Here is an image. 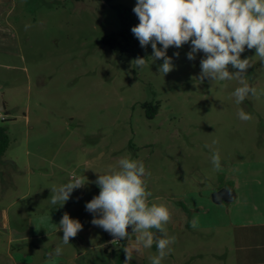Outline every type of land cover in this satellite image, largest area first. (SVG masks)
Returning a JSON list of instances; mask_svg holds the SVG:
<instances>
[{"label": "rangeland", "instance_id": "obj_1", "mask_svg": "<svg viewBox=\"0 0 264 264\" xmlns=\"http://www.w3.org/2000/svg\"><path fill=\"white\" fill-rule=\"evenodd\" d=\"M135 2L0 0V94L6 114L0 125L9 136L0 160V206L31 204L19 199L30 170L32 182L44 186L48 203L50 189L75 173L88 183L67 201L79 208L70 217L92 225L93 214L84 205L99 194L94 181L117 168L121 158L144 163L148 202L161 204L190 190L212 189L222 175L230 176L233 162L264 156V62L255 50L246 49L241 59L249 58L252 66L245 80L256 94L239 105L231 95L239 80L200 82L203 53L189 61L188 44L167 50L175 69L164 77L157 70L162 60L153 63L150 45L141 49L147 63L136 70L132 61H120L101 42L118 28L113 5L133 8ZM146 103L158 105L152 118ZM240 109L252 118L239 120ZM213 152L220 155L219 170L211 163ZM165 228L175 242L162 264H222L211 251L215 244L222 245L213 228L206 238L197 232L184 237L175 231L171 236ZM135 236L129 234L116 245L102 234L105 247L85 250L84 263L124 264L123 249ZM156 254L154 244L134 252L131 264H150Z\"/></svg>", "mask_w": 264, "mask_h": 264}, {"label": "clouds", "instance_id": "obj_2", "mask_svg": "<svg viewBox=\"0 0 264 264\" xmlns=\"http://www.w3.org/2000/svg\"><path fill=\"white\" fill-rule=\"evenodd\" d=\"M132 11L139 23L131 27V33L142 49L150 45L153 63L162 60L157 70L163 77L175 69L167 50L188 44L190 51L186 58L189 61L203 53L199 61L200 82L238 79L240 86L231 94L238 105L249 95L256 94V89L245 80L252 65L249 58L241 59V55L246 49H254L255 56L264 62V0H136ZM173 56L178 58L179 52H174ZM132 63L136 70H142L147 61L137 57ZM229 66L233 71H229ZM237 115L245 122L252 118L243 109ZM211 163L215 169H220L218 152L212 153ZM146 174L143 162L121 158L117 168L97 176L94 183L99 194L84 205L85 210L93 214L91 224L107 232L113 240H126L128 228L136 234L135 242L123 249L124 264H131L134 252L151 249L154 244L157 254L150 257V264H162L171 251L170 245L175 242V237L166 235L165 225L170 220L167 206L148 202L151 192L147 190ZM86 183L85 176L70 174L68 182L50 189L49 204L63 207L74 190ZM56 227L63 233L62 244L67 245L83 225L64 213ZM152 229L164 233L165 237H157ZM62 253L61 246L55 247L54 255Z\"/></svg>", "mask_w": 264, "mask_h": 264}, {"label": "crops", "instance_id": "obj_3", "mask_svg": "<svg viewBox=\"0 0 264 264\" xmlns=\"http://www.w3.org/2000/svg\"><path fill=\"white\" fill-rule=\"evenodd\" d=\"M5 164L15 173H22L10 162ZM228 171L230 176L222 175L212 189L190 190L177 195L178 199L169 196L172 200L165 201L170 212L166 224L169 235L174 236L176 231L185 237L197 232L206 238L207 230L213 228L214 237L222 239V245L215 244L211 251L216 258L221 257L222 264H264V156L233 162ZM31 173L34 170L27 172L25 188L19 195V199H29L31 204L13 207L10 202L0 206V243L4 244L0 264H89L84 263L85 250L105 247L102 234L105 240L109 234L84 224L81 234L78 232L70 238V244L63 245V233L56 225L64 213L70 216L79 208L68 202L63 207L48 206L44 186L38 180L32 182ZM222 189L225 192L216 197L219 202L211 201L212 195ZM57 246L63 248L60 256L54 255ZM103 253L108 254L105 250Z\"/></svg>", "mask_w": 264, "mask_h": 264}, {"label": "trees", "instance_id": "obj_4", "mask_svg": "<svg viewBox=\"0 0 264 264\" xmlns=\"http://www.w3.org/2000/svg\"><path fill=\"white\" fill-rule=\"evenodd\" d=\"M83 1V0H75ZM104 3H109L112 0H99ZM118 18V28L105 34L101 38L102 44L117 53L118 59L122 62L133 61L137 57L143 58L142 48L139 46L138 40L131 33V27L136 26L139 21L132 11V7L125 4L113 5ZM144 108L151 109L148 113V118L154 117L157 113L158 105L144 104ZM9 144V136L6 128L0 125V159L2 158ZM110 236V235H109ZM109 237L106 238V241ZM122 243V241H121ZM120 243V244H121Z\"/></svg>", "mask_w": 264, "mask_h": 264}, {"label": "built area", "instance_id": "obj_5", "mask_svg": "<svg viewBox=\"0 0 264 264\" xmlns=\"http://www.w3.org/2000/svg\"><path fill=\"white\" fill-rule=\"evenodd\" d=\"M6 120V114H5V112L4 111H1L0 110V121H5ZM127 231L128 232H131V230H130V228H128L127 229ZM114 238L112 237V236H109V240H108V242L109 243H114V244H116V245H120V243H121V241L122 240H113Z\"/></svg>", "mask_w": 264, "mask_h": 264}, {"label": "water", "instance_id": "obj_6", "mask_svg": "<svg viewBox=\"0 0 264 264\" xmlns=\"http://www.w3.org/2000/svg\"><path fill=\"white\" fill-rule=\"evenodd\" d=\"M0 110L1 111H4V104H3V101H2V96H1V94H0ZM223 192H225V189H222L221 191H219V192H217V193H214L213 195H212V200L214 201V202H219L217 199H216V197H218L221 193H223Z\"/></svg>", "mask_w": 264, "mask_h": 264}]
</instances>
